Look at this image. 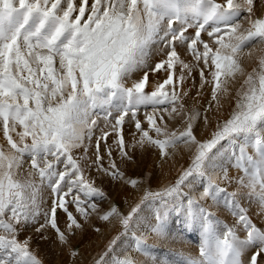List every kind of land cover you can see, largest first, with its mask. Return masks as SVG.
<instances>
[{
  "label": "snow or ice",
  "instance_id": "6c2138e0",
  "mask_svg": "<svg viewBox=\"0 0 264 264\" xmlns=\"http://www.w3.org/2000/svg\"><path fill=\"white\" fill-rule=\"evenodd\" d=\"M255 4L256 0H0V133L8 145L7 150L0 145V264H42L28 240L18 237L41 215L40 192L45 186L54 198L37 231L50 226L64 244L68 236L58 226L57 209L66 215L69 233L82 227L69 205L85 219L100 212L94 201L104 199V193L87 179L81 161L89 159L101 119L109 131L101 129L91 163L112 180L132 187L139 183L125 178L111 147L104 167L100 143L113 133L122 161L133 158L129 147L148 145L163 158L170 155L168 149L182 144L191 152V163L174 184L146 190L127 214L111 206L100 215L104 221L117 220L123 231L109 241L95 264H142L127 255L122 237L131 231L135 251L146 253V237L136 236L133 228L165 235V213L170 211L183 226L203 230L200 258H188L186 264H264L259 259L264 255V229L240 203L247 198L264 216V55L246 76L240 63L246 46L264 44V15L255 16ZM259 7L264 10V0H259ZM153 45L162 59L150 65ZM178 48L185 49L191 62L181 58ZM143 69V76L126 86V80ZM194 69L201 88L211 87L203 116L195 108L186 109L183 97L188 93L177 91ZM161 70L166 79L146 92L149 71ZM237 74L245 78L236 91L235 107L227 119L217 122L210 138L197 139L195 123L203 118L208 124V112L223 107L221 100ZM142 106L153 109L146 113L147 129L137 119ZM129 116L139 134L131 145L123 135ZM177 120L182 128L171 130L169 121ZM75 149H82V155H74ZM26 160L31 170L21 180L17 177ZM229 166L243 175L231 178ZM218 176L234 183L237 191L222 188ZM197 188L202 189L198 196L189 194ZM204 199L223 203L236 217L235 224L221 228L199 203ZM142 205L154 211V219L140 215ZM237 226L245 233L243 239ZM160 264L167 262L161 258Z\"/></svg>",
  "mask_w": 264,
  "mask_h": 264
},
{
  "label": "rangeland",
  "instance_id": "374dc122",
  "mask_svg": "<svg viewBox=\"0 0 264 264\" xmlns=\"http://www.w3.org/2000/svg\"><path fill=\"white\" fill-rule=\"evenodd\" d=\"M91 2V0H90ZM217 2H223V0H217ZM254 14L256 17L264 15V10L259 7V0H256ZM244 15H247L246 13ZM243 27H247L245 21H241ZM193 30L190 29L191 34ZM205 40L208 39L206 34H202ZM157 47L153 45V54L149 58L148 63L154 65L155 62L162 59V53L157 54ZM162 47V46H160ZM181 54V58L186 62H191V57L186 54L184 48H178ZM250 53V54H249ZM264 55V44L252 43L246 46L240 56L241 66L244 68L245 76L248 72L258 65V58ZM147 69H143L134 72L127 80L126 86L130 87L133 81L140 79L143 76V72ZM180 72L179 65L175 69V73L178 76ZM245 76L237 74L235 80L229 83V94L222 98L221 103L223 107L217 110L213 107L208 112L209 123L205 124L203 118L199 119L195 123V131L197 139L204 140L211 136L212 131L215 130L218 121L222 122L228 118L229 113L235 107L236 91L243 82ZM166 79V73L161 70L158 73H152L149 71L148 83L146 86V92H152L158 83H161ZM175 79V77H174ZM177 91L181 93L187 92L188 95L183 97L185 108H195L199 110L203 116V110L208 107L211 101V87L205 85L201 88V81L198 75V71L194 69L192 77H188L183 87L177 86ZM199 93V95H198ZM151 106L140 107L137 111V119L140 121L142 127L147 129L148 124L146 120V113H152ZM165 120H168L165 114ZM170 129L175 130L182 128V124L179 120L169 121ZM101 129L109 131L105 128L104 121L101 119L98 121V127L94 130V135L89 148L87 161H81L84 167L85 176L88 180L94 182V187L98 188L104 193V199L97 198L94 202L97 203L100 212L92 213L87 219L76 212L75 207L69 205V210L72 211L76 217L77 222L82 225L81 228L73 227L71 233L67 228V217L64 212L57 209V222L60 230L68 236V243H62L57 233L50 226L37 231L42 224L45 223L43 211L49 209L52 204L53 195L46 186L41 189V215L36 218L34 223H30L25 229L20 231L19 239L21 241L28 240L29 249L32 251L42 262V264H95V261L99 259L100 255L106 250L109 241L123 231L119 222L115 219L110 221H104L100 219V215L104 211L110 209L111 206L119 208L120 212L127 214L135 207L143 196L146 190L148 191H160L170 185L174 184L179 178L180 173L189 166L191 163V152L184 147V145H178L176 149H168L169 156L161 157L159 150L145 145L144 148L137 146L135 149L129 147L127 150L133 157L131 160L122 161L117 150L115 140L116 135L110 134L107 137V142L101 141L100 143V155L103 157V165L105 168L109 165V159L107 156V148L111 147L113 152V159H115L120 170L124 173L125 178L137 180L139 183L136 187H132L130 184H125L120 180H112L109 176L103 172L97 171L96 166L92 165L91 161L95 159L93 152L95 151L96 138L101 135ZM154 136V133H150ZM123 135L125 143L131 145L134 139H139V134L135 129V122L129 117L125 118L123 125ZM0 145H4L7 150L8 145L0 133ZM74 155H82V149H75ZM29 161H25L20 172L22 173L17 178L25 179L28 171H30ZM229 176L235 178L243 175L238 169L229 166ZM222 188H226L229 193L237 191V186L228 184L217 177L216 181ZM202 189L197 188L195 194L199 195V191ZM184 191L188 192V188H184ZM247 192V189L243 190ZM199 203L211 213V217L214 220L219 221L221 228L224 226H233L235 224L236 217L232 215L231 211L221 205H216L211 199L200 200ZM240 203L248 211V215L257 225V227L264 229V216L258 214L259 209L256 203H249L247 198L240 200ZM141 216L150 215L155 218L154 211L141 206ZM175 212L165 213V218L168 220V229L165 235H157L155 232H144V229L139 230L133 228L136 236L142 234L146 237L147 251L146 253L135 251V242L131 239L132 232L130 231L127 236L122 237L125 241V247L128 249L127 255L133 259H138L142 264H160V259L166 260L167 264H186L188 258H200V244L203 239V230L201 228L193 229L191 226H183L179 221L175 220ZM237 235L243 239L245 233L237 226ZM131 244V247H129ZM75 251L76 256H72L71 253ZM251 253L242 254V261H246L247 257ZM259 259L264 260V255Z\"/></svg>",
  "mask_w": 264,
  "mask_h": 264
}]
</instances>
